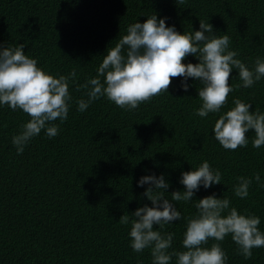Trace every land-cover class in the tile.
Wrapping results in <instances>:
<instances>
[{
  "label": "trees",
  "instance_id": "obj_1",
  "mask_svg": "<svg viewBox=\"0 0 264 264\" xmlns=\"http://www.w3.org/2000/svg\"><path fill=\"white\" fill-rule=\"evenodd\" d=\"M152 14L158 20L167 17L166 26L180 34L200 30L199 21L210 23L214 35L230 37L229 50L237 51L249 68L257 57L264 59V0H0V48L25 45L23 52L57 78L76 71L68 117L53 122L59 134L49 138L42 130L22 154L12 137L29 117L0 105V264H152L151 250L134 252L129 237L131 214L152 206L142 195L149 185L137 187L146 175H164L170 185L165 198L182 217L154 226L174 234L170 252L184 250L196 201L213 193L229 199L230 208L240 214L258 216L264 232V146L253 148L250 130L247 147L226 150L212 131L219 116L234 107V99L264 113V78L251 88H236L242 81L233 69L227 105L203 118L196 115L203 85L189 78L191 87L184 92L181 77L172 79L167 92L131 111L106 97L84 112L77 110L76 101L87 99L88 91L77 88L96 77L106 49L127 34L128 26ZM182 62L199 61L189 55ZM204 161L219 170L221 183L201 186L193 201H171L173 191H184L181 173ZM256 173L260 181L253 180L249 196L236 197V178ZM123 215L129 223L120 220ZM220 244L226 264H264V248L253 249L245 259L230 236Z\"/></svg>",
  "mask_w": 264,
  "mask_h": 264
},
{
  "label": "clouds",
  "instance_id": "obj_2",
  "mask_svg": "<svg viewBox=\"0 0 264 264\" xmlns=\"http://www.w3.org/2000/svg\"><path fill=\"white\" fill-rule=\"evenodd\" d=\"M166 20L167 17L158 20L152 14L144 23L128 26L127 34L114 47L106 49L96 77L78 86V91L88 89L87 99L76 101L78 111L84 112L100 97L131 111L167 92L172 79L181 77L184 92L191 87L186 82L189 78L203 85L198 91L202 105L196 112L203 118L209 113H219L227 105L228 96L234 90L229 83L233 69L238 70L242 81L236 88H251L264 78V59L257 57L254 68H249L237 58V51L229 50L230 37L214 35L210 23L199 21L200 30L180 34L174 26H166ZM24 47L21 44L0 48V105H7L13 111L21 110L29 117L22 131L12 137L17 154H22L28 142L42 130L49 138L59 134V125L53 122L67 119L72 100L69 85L70 81L75 83L76 77L74 69L66 76L54 77L38 67V61L23 52ZM189 55L199 62L184 64L182 61ZM232 103L234 107L216 120L212 130L214 138L224 149L235 151L247 147V134L251 130L255 133L253 148L264 146V113L250 111L251 104L239 98ZM236 179L234 194L245 199L253 180L259 182L260 175ZM221 180L219 170L204 161L196 170L181 173L179 183L184 191H173L171 201H193L201 186L208 189L220 184ZM144 185L149 187L142 195L152 206L137 208L131 214L135 219L131 221L129 232L130 247L136 253L150 249L152 264H171L174 256L176 264H226L227 255L220 242L228 236L245 259L252 257L253 249L264 248L260 218L254 214H240L236 208H230L229 199L217 198L213 193L195 200L197 214L187 221L182 241L184 250L170 252L174 234L154 230V226L182 218L173 203L165 198V190L170 185L163 174L142 176L137 187ZM120 220L127 224L130 217L123 215ZM210 240L215 243L205 247Z\"/></svg>",
  "mask_w": 264,
  "mask_h": 264
}]
</instances>
